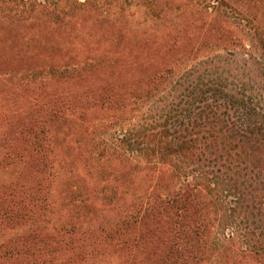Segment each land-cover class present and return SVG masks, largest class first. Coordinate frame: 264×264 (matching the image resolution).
Returning <instances> with one entry per match:
<instances>
[{
  "label": "rangeland",
  "instance_id": "1",
  "mask_svg": "<svg viewBox=\"0 0 264 264\" xmlns=\"http://www.w3.org/2000/svg\"><path fill=\"white\" fill-rule=\"evenodd\" d=\"M222 2L200 0L204 14L177 13L166 20L148 19L134 4L131 15L114 25L74 20L63 26H0V264L129 263L136 217L153 174L145 163L136 167L122 158L118 148L134 151L147 143L136 125L157 123L167 82L179 69L202 71L218 61L230 69L235 65L230 53L239 62L264 51V0ZM209 12L237 41L188 61ZM110 49L116 53H105ZM72 62L77 64L71 67ZM246 66L256 81L262 79L255 63ZM167 67L172 75L165 77L158 100L126 96L118 110L97 102L98 93L121 85L133 92ZM134 105L137 112L131 111ZM114 113L116 121L132 117L121 126H102ZM151 128L142 132H154ZM35 134L44 137L35 147L43 157H19L35 146ZM235 200L231 193L222 199L221 222L211 229L212 256L215 245H231L226 241L231 220L238 234L244 230L243 209ZM235 244L245 247L243 240Z\"/></svg>",
  "mask_w": 264,
  "mask_h": 264
},
{
  "label": "trees",
  "instance_id": "2",
  "mask_svg": "<svg viewBox=\"0 0 264 264\" xmlns=\"http://www.w3.org/2000/svg\"><path fill=\"white\" fill-rule=\"evenodd\" d=\"M199 3L200 0H0V26H63L74 20L114 25L131 15L134 4L144 8L148 19L166 20L177 13L204 14ZM209 14L211 18L202 24L188 61L214 47L223 48L224 42L234 45L237 41L215 22L217 15ZM105 53L116 52L110 49ZM229 58L230 64L235 63L230 69L219 61L202 71L183 66L167 82L165 77L172 75L167 67L150 74L144 87H136L137 92L122 90L121 85L96 95L100 105L118 110L126 96L140 102L151 98L153 102L160 98L162 84L169 85L166 107L156 117L154 132H142L151 128L150 123L136 125V133L147 138V143L134 151L125 147L117 151L122 158L135 162L136 167L145 163L153 174L136 217L134 252L128 264H264V51L241 58L242 65H237L236 55L230 53ZM249 62L259 69L260 81L249 67L245 68ZM76 64L72 62L71 67ZM69 67L65 66V70ZM76 99L75 95L73 102ZM137 107L134 105L131 111L137 112ZM117 116L114 113L100 122L110 128L124 125L132 117L116 121ZM34 139L35 146L20 152L19 157L32 161L43 157L35 147L44 137L35 134ZM229 193L243 209L244 230L238 234L239 227L231 220L226 238L231 245H215L212 256L208 253L214 232L211 229L221 222L220 206ZM239 240L245 247L235 244Z\"/></svg>",
  "mask_w": 264,
  "mask_h": 264
}]
</instances>
